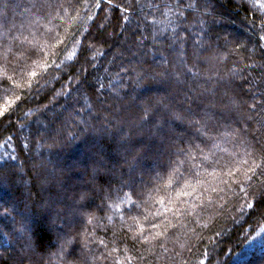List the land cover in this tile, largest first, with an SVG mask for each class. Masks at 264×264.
<instances>
[{
    "label": "trees",
    "instance_id": "obj_1",
    "mask_svg": "<svg viewBox=\"0 0 264 264\" xmlns=\"http://www.w3.org/2000/svg\"><path fill=\"white\" fill-rule=\"evenodd\" d=\"M91 2L95 3V0ZM178 3L181 4L179 8ZM189 3L193 0L182 3L181 0H113L112 5L101 0L102 8L82 7L79 18L69 20L78 14L66 6V10L60 12L64 20L57 16L51 22L45 18L32 23L36 17L24 11L29 0H0V24L3 25L0 33L16 25L0 37L4 44L11 45L9 37L18 35L21 23L25 25L24 35L29 39L32 38L30 32L37 37L49 31L63 35L69 23L78 29L75 44L69 39L62 54L51 55V60L62 66L60 71L50 67L45 72L42 67L33 66L29 70L39 73L36 78L28 71L14 75L0 59V111L5 113L0 116V204L4 208H15L11 216L0 215V254L15 259V253L9 256V252L19 248L20 243L11 233L22 216H32L36 223L30 230L36 233L38 242L46 245L50 252L57 251L58 233L50 230L47 218L30 204L25 207L29 192L35 199L37 194L47 195L43 191L47 188L59 191L69 205L73 195L80 191L90 193V199L83 203L91 205L99 204L103 196H110L106 214L96 213L100 221L86 224L85 220V224L110 247H118L121 257L137 255L129 242L132 233L128 239L121 238L127 228L119 227L121 221L118 215H113L117 211L114 205L124 209L137 199L132 195V186L124 187L133 176L137 192L141 191V182L151 178L144 196L149 204L152 198L160 199L163 194L157 196L151 189L158 183L155 172L161 171L168 157L163 146L159 151L153 149L140 161L137 171L129 173L123 150L103 132L106 125L102 126V121L108 118L109 111L131 122L133 114L122 111L131 97L164 96L174 89H187L194 81L203 83L209 77L213 81L223 77L225 81L247 89L249 85L243 84L244 78L259 86L264 77V39H261L264 37V0H196L194 8L184 6ZM129 4L132 9L125 12L124 7ZM32 11L36 12L35 9ZM234 22L239 26L236 27ZM224 26L232 27L233 31L225 34ZM90 28L93 47L86 55L81 54L79 45ZM68 31L72 32V28ZM124 35L128 38L127 47L122 46ZM244 39H247L245 43ZM46 43L41 38V45ZM11 46L9 60L16 51L15 46ZM2 53L0 48V55ZM33 59L41 63L40 58ZM90 59L92 64L86 62ZM42 60L50 62L47 47ZM193 63L196 68H192ZM82 68L87 72H82ZM188 68L192 71L188 72ZM162 71L166 72L167 82H161L158 74ZM73 75L76 79L69 80L68 77ZM78 80L87 83L79 87ZM148 81L152 83L149 85ZM257 96H260L259 92ZM224 123L228 127H221L214 133L217 147L212 151L216 156L235 152L237 157L246 159L245 151L258 152L257 140L264 145V139H261L264 129H259L254 120L241 119L237 114ZM234 129L239 130L236 137L249 145L247 149L244 144H235L233 136L229 135ZM93 144H101L104 153L101 159H97L91 150ZM198 171L200 176L191 181L196 189L194 195L179 198L187 201L180 205L181 211L187 209V216L181 221L183 227L166 242L170 251L180 253L175 257V264H264V247H249L254 239L264 237V197L244 196L233 185L234 194L222 182L226 177L219 171L214 176L208 175L212 173L211 168L207 173ZM197 179L202 183L197 184ZM210 188H216L218 195L211 193L212 203L208 205ZM169 194L175 195L171 189ZM202 199L204 207H201ZM157 208L161 206L155 205L152 211ZM108 216L112 217L111 221ZM80 220L81 217L70 215L68 221L57 220L56 228ZM172 223L176 224V220ZM159 230L163 231L162 228ZM158 239L164 241L163 237ZM5 248L9 251H3ZM136 248L144 251L139 244ZM150 255L145 253V259ZM35 259L37 262L43 259L44 264H48L49 256L37 249ZM51 264H60V261L51 257ZM129 264L141 262L132 260ZM153 264H164V261L153 260Z\"/></svg>",
    "mask_w": 264,
    "mask_h": 264
},
{
    "label": "snow or ice",
    "instance_id": "obj_2",
    "mask_svg": "<svg viewBox=\"0 0 264 264\" xmlns=\"http://www.w3.org/2000/svg\"><path fill=\"white\" fill-rule=\"evenodd\" d=\"M183 0H181V3ZM113 0H106V5H112ZM196 0L193 3L184 5L188 8H194ZM70 8L78 15L75 18L70 17L69 20L79 18L81 8L97 7L102 8L101 0H29L28 6L24 9L26 13L36 17V21H43L48 18L49 22L60 16V12ZM180 3L177 4L179 8ZM35 9L36 12L32 10ZM132 5L129 4L124 7V11H130ZM39 13V15H37ZM64 20L63 16H60ZM0 27H3L0 24ZM16 25L13 24L6 30L5 33H0V37L11 32ZM25 25L20 24L18 35L9 37L11 45L16 48L15 53L12 54V59H8L9 53H12V46L4 44L3 39H0V48L3 49L0 59L4 62V67L11 68L14 75L28 71L32 78H36L39 73L31 68H43L45 72L51 67L56 71H60L62 66L56 64L55 60H51V55L62 54L67 48L69 39L75 44V33L78 31L72 24H68L63 35L57 32L41 33L40 37L33 35L29 39L25 36L22 29ZM60 27H64L61 25ZM72 28V32L68 31ZM39 31V28H37ZM91 28L88 33H85L83 41L79 47L81 54H87L93 47V38L90 36ZM41 38L47 41L45 45H41ZM180 37L177 36V39ZM217 39H219L217 37ZM264 39V37H261ZM47 47L50 53V62L42 60L44 48ZM55 49V51H52ZM75 55V54H74ZM40 58L41 63L33 58ZM93 57L92 59H94ZM223 58V54L221 55ZM203 59V57H198ZM32 63L29 64L28 62ZM92 64V60L86 61ZM63 67H71V65H64ZM195 63L192 68H196ZM192 68L187 71L191 72ZM199 72V69H197ZM82 72H87L86 68H82ZM161 77V82H167L168 77L166 72L162 71L158 74ZM195 75V74H194ZM69 80L76 79V76H69ZM209 81L211 83L209 84ZM6 82V81H3ZM79 87H84L86 80L77 81ZM149 85L152 81H148ZM244 85H249L245 89L242 85L233 84L231 81H225L223 77L218 80H205L203 83H196L189 85L187 89H174L168 91L164 96H148L144 99L131 97L125 102L126 108L124 112H131L133 120L131 122L125 121L122 116L112 115L109 111L108 118L102 121L103 132L108 140L115 142L119 148L123 150V158L128 165V172L135 173L140 161L149 151L156 149L159 151L163 146L167 161L161 166V171L155 172V180L158 183L153 184L151 192H155L157 196L163 194L160 199L152 198L151 203L145 200V189L149 181H142V188L140 192L135 188V177L130 178V183H125L124 187L132 186V195L137 197L136 200L131 201V205L127 208L120 209L119 205H114L117 211L113 215H118L120 218L121 229L127 228L126 232L122 233V239H128L129 233H132L131 243L132 249L137 252L136 256L123 255L116 246L110 247L104 239H99L93 231H89L86 224H93L100 221L97 212L106 214L107 201L110 196L101 197L99 204L91 205L83 203L90 199L88 191H80L73 195L72 204L67 203V198L62 197L59 191H51V189L44 188L43 191L47 195H36L33 198L31 192L25 197L27 208L30 204L33 208L46 217L49 221L50 230L56 231L58 247L56 252H50L46 245L40 244L36 239V233L31 228H34L36 221L32 216H22L16 221L17 227L12 231L11 236L17 239L20 243L19 248L12 249L15 253V259H8L3 254H0V264H44L43 259L36 261L37 249L49 256L48 264H51V257H55L60 264H129L132 260H139L141 264H153L155 261H164V264H175V257L180 253L170 251L166 246V242L176 235V230L183 227L181 221L187 216V209L181 211L180 205L187 204L186 200L179 199L180 197H192L196 192L191 181L200 176V171L207 173L208 168L212 169L213 175L219 171L223 177H226L222 182L230 190L235 185L236 189L243 192L244 196L252 195L253 197L259 195L264 197V145L260 140L256 141L258 147L257 151H245L244 156L237 157L235 152L229 153L227 156H216L212 151L217 147L214 143V133H218L221 127H228L224 123L226 120H231L234 115H239L241 119L248 121H255L259 129H264V77L261 78V83H252L247 78H244ZM205 85H208L207 87ZM103 87V85H101ZM171 88V84L167 85ZM260 96H257V93ZM249 100L252 103L249 104ZM7 107V106H5ZM5 113L0 111V116ZM114 121V122H113ZM176 122H179L177 125ZM178 127L181 128L178 131ZM147 128V131H143ZM139 130V131H137ZM238 129H234L229 135L233 136L235 144H244L247 149L249 145L243 139L237 138L236 133ZM137 136H142V139H137ZM255 139V137H253ZM261 139H264L262 134ZM91 150L97 159L103 157V148L101 144H93ZM226 151V150H225ZM202 157V159H200ZM165 175H162L161 173ZM197 184L202 183L200 179L196 180ZM245 185L247 187L245 188ZM192 191H188V189ZM169 189L175 195L169 194ZM103 191V189H102ZM223 191V189H221ZM211 193H217L216 188H210V193L207 198V204L212 203ZM151 195V193H149ZM218 195V193H217ZM8 203V201H5ZM121 203H124L121 200ZM159 204L161 208L152 211V207ZM205 201L201 200V207H204ZM172 205L173 207H169ZM0 212L2 216H11L15 208H4ZM173 208L175 210L173 211ZM91 209V211L89 210ZM171 219H169V215ZM79 216V222H67L63 228H56L57 220L68 221L69 216ZM162 218V219H161ZM107 219L111 221L112 217ZM86 220V224H85ZM176 220V224L172 223ZM163 221H167L164 223ZM147 225V227L145 226ZM98 226V225H97ZM163 229L160 231L159 229ZM153 230V231H150ZM2 231V230H0ZM5 235H8L5 233ZM113 237L116 233L113 232ZM163 237L161 242L158 238ZM156 243H153V242ZM113 240V244H114ZM139 244L144 249L141 252L136 248ZM260 246L264 247V237L254 239L249 247ZM162 249L163 251H158ZM3 251H9L5 248ZM127 252V249L124 250ZM145 253H150L148 259H145Z\"/></svg>",
    "mask_w": 264,
    "mask_h": 264
},
{
    "label": "rangeland",
    "instance_id": "obj_3",
    "mask_svg": "<svg viewBox=\"0 0 264 264\" xmlns=\"http://www.w3.org/2000/svg\"><path fill=\"white\" fill-rule=\"evenodd\" d=\"M224 21H225V23L226 24H228V25H232V23L231 22H229L228 20H225V19H223ZM222 20V21H223ZM234 24H235V26L237 27V26H239V25H237V23H235L234 22ZM160 31H161V29H159ZM223 31H224V33L225 34H230L231 33V31H233V28L232 27H230V26H224L223 27ZM247 32V31H246ZM250 33H251V29H250V31H249ZM249 32H247V33H249ZM127 35H124V36H122V40H121V42H122V46H124V47H127ZM246 40L247 39H244V40H242L244 43L246 42ZM117 54V53H116ZM57 109H55V111H56ZM54 110H52L50 113H52ZM47 129V128H46ZM160 165V162H158V166ZM81 176H83V174L81 173ZM59 224V223H58ZM59 227H62V225H58Z\"/></svg>",
    "mask_w": 264,
    "mask_h": 264
}]
</instances>
